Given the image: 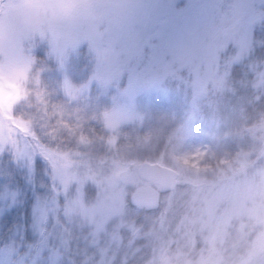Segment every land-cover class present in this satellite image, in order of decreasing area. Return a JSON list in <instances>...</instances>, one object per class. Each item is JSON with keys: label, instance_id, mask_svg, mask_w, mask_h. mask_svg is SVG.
Returning <instances> with one entry per match:
<instances>
[{"label": "rangeland", "instance_id": "374dc122", "mask_svg": "<svg viewBox=\"0 0 264 264\" xmlns=\"http://www.w3.org/2000/svg\"><path fill=\"white\" fill-rule=\"evenodd\" d=\"M26 44L27 94L0 100V264H165L189 216L181 233L206 223L190 259L247 247L238 194L264 179V0H100ZM142 159L176 169L149 208L129 199ZM155 224L170 225L158 246Z\"/></svg>", "mask_w": 264, "mask_h": 264}, {"label": "clouds", "instance_id": "9594fccd", "mask_svg": "<svg viewBox=\"0 0 264 264\" xmlns=\"http://www.w3.org/2000/svg\"><path fill=\"white\" fill-rule=\"evenodd\" d=\"M100 0H0V100L26 96L35 58L26 42L97 14ZM252 233L247 247L232 257L212 243L187 264H264V179L239 192Z\"/></svg>", "mask_w": 264, "mask_h": 264}, {"label": "trees", "instance_id": "16d2710c", "mask_svg": "<svg viewBox=\"0 0 264 264\" xmlns=\"http://www.w3.org/2000/svg\"><path fill=\"white\" fill-rule=\"evenodd\" d=\"M198 192L204 193L202 190H199ZM202 195L203 194H201L200 196H202ZM190 197H192V198H190ZM182 200L181 201L183 203H186L188 201L187 202L188 204H190L191 201H193V200L197 201L198 203L195 205L196 206L195 211H197V209L204 207V205H205V204H203V206H201L200 203H204V198H200L198 201L196 198V190H192V189H190L187 196ZM206 214H207V212L206 213L202 212V213H200V216H205ZM192 216H193V214H192ZM191 218H192L191 216L185 217V223H184V220H182L180 222V224H177L179 226V228L176 230V232L173 233L172 236H170L172 239L166 245L165 252L163 251L164 253L167 252L169 254L166 261H165V264L167 262H169V260H171L169 264H187L188 260L190 259L189 255L192 251V243H195V236L198 235V232H201L200 231L201 227H203L206 224L202 221V217H199V219L196 220L194 225H193L195 228L193 235L188 234V233L185 234L187 232V228H190V226H191ZM193 219H194V216H193ZM169 226H166L165 228H163V229L161 228L160 230H158L160 228V224H155L154 233L157 235V246L159 245V242H160V237L162 235L161 232L164 231V233H167V230L170 228ZM185 226H186V229H185L186 232L184 230V232H183L184 234H183L180 232V230H181V228H184ZM23 227L25 229L26 225L24 224ZM217 228H219L218 225H217ZM148 231L152 232L153 230L149 229ZM191 238H192V240H191ZM151 241H152V239H151ZM153 243L155 244L154 241H153Z\"/></svg>", "mask_w": 264, "mask_h": 264}, {"label": "water", "instance_id": "95a60500", "mask_svg": "<svg viewBox=\"0 0 264 264\" xmlns=\"http://www.w3.org/2000/svg\"><path fill=\"white\" fill-rule=\"evenodd\" d=\"M138 171L142 176L158 182L161 188L170 186L175 175L174 167L148 159L139 162ZM129 199L136 205L152 207L158 200V188L150 182L142 183L130 190Z\"/></svg>", "mask_w": 264, "mask_h": 264}, {"label": "bare ground", "instance_id": "6f19581e", "mask_svg": "<svg viewBox=\"0 0 264 264\" xmlns=\"http://www.w3.org/2000/svg\"><path fill=\"white\" fill-rule=\"evenodd\" d=\"M140 103V102H139Z\"/></svg>", "mask_w": 264, "mask_h": 264}]
</instances>
